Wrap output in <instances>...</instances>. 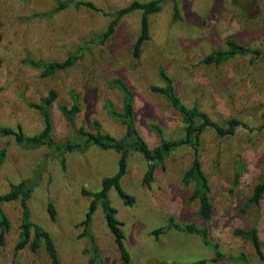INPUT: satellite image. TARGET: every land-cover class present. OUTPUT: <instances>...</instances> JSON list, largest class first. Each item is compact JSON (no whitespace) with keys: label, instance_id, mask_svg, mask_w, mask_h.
<instances>
[{"label":"rangeland","instance_id":"rangeland-1","mask_svg":"<svg viewBox=\"0 0 264 264\" xmlns=\"http://www.w3.org/2000/svg\"><path fill=\"white\" fill-rule=\"evenodd\" d=\"M85 1L94 7L69 6L52 12L57 0H0V124L15 130L19 126L25 135L37 134L43 120L30 103H38L53 88L58 95L49 114L56 143L74 137L79 127L95 132L94 122L101 131L120 136L123 127L106 110L109 100L117 109L122 107V93L112 84L120 79L133 93L137 126L149 144L154 146L161 138L178 139L184 132L181 116L165 98L150 90L151 85H163L159 75L163 69L186 105H197L219 123L234 116L251 129L239 127L230 137L207 129L200 136L199 157L213 206L208 220L198 216V204L191 199L193 183L183 181L193 157L190 147L173 150L157 167L150 185L143 181L146 161L139 152H129L120 185L134 202L124 204L114 189L108 191V197L125 233L130 264L202 259V264H228L212 261V250L195 234L174 229L159 236L152 234L170 218L206 227L211 241L225 254H242L247 261L259 263L251 240L235 230L254 229L264 252V195L257 205L246 203L264 171V58L260 59L264 56V0H163L149 15V38L138 55L134 54V43L141 10L123 15L113 33L100 40L114 18L113 12L134 0ZM228 39L263 53L205 63L207 54L227 48ZM72 53L79 57L70 67L48 76L42 75V68L25 61L27 57L63 60ZM75 95L79 111L71 125L58 107L71 106ZM152 124L159 127L160 136ZM1 149L5 156L0 163V193L12 183L29 179L33 183L28 200L30 219L50 232L60 264H87L91 241L81 235L83 226L79 223L91 197L82 189L100 190L102 179L117 172L120 153L97 146L70 152L45 146L28 148L12 134L0 135ZM49 202L54 205L55 219L48 213ZM1 209L10 228L5 244L0 245V264H48L42 249H15L20 200L4 202ZM88 232L100 264H119L100 206L93 213Z\"/></svg>","mask_w":264,"mask_h":264},{"label":"trees","instance_id":"trees-1","mask_svg":"<svg viewBox=\"0 0 264 264\" xmlns=\"http://www.w3.org/2000/svg\"><path fill=\"white\" fill-rule=\"evenodd\" d=\"M162 2L163 0H149L147 2L134 0L128 5L113 12L112 16L114 18L109 22L103 34L100 35V40L109 37L113 33L116 23L123 15L136 9L141 10L140 30L134 43V54L138 55L142 44L149 38V15L156 12L160 8ZM81 5L94 7L92 2L85 0H57V4L52 12H57L69 6L79 7ZM175 11V13L178 12L177 6H175ZM226 45V49H217L207 54L203 59L204 62L218 64L221 61L228 60L236 55L254 53L257 56H260L263 53V51L258 48L243 45L233 39H228L226 41ZM78 57L77 53H72L63 60L43 61L27 57L25 61L32 67L42 68V75L48 76L54 71L70 67ZM263 58L264 56L260 59ZM1 63L2 60L0 58V67ZM159 75L163 81V85H151L150 90L165 98L169 105L181 116L184 123L183 135L175 140H166L161 138L156 145L152 146L149 144L137 126L133 93L120 79L113 80L112 84L122 93L121 109H117L110 100L106 104V110L109 116L123 127V133L120 136L101 131L98 124L94 122L96 128L95 132L87 131L83 127H79L76 130L74 137L65 140L63 143H56L51 135V119L49 114V108L52 106L58 95L57 91L53 88L50 89L45 96L41 97L38 103H30L31 107H34L39 111L43 120V127L37 134L25 135L19 126L15 130L9 126L0 124V135L12 134L14 135V139L21 146L28 148L45 146L52 151L62 150V152H70L74 150H82L89 146H97L102 149H113L114 151L120 153L117 172L102 179V187L100 190L91 192L82 189V193L84 195L91 197L89 208L85 213V218L79 223V225L83 226V232H81V235L88 236L91 241V246L87 250L90 255L87 264H100L98 250L94 246L93 237L88 232V226L93 218V213L98 206L102 209V215L106 228L112 235L114 243L117 247L119 264H130L131 256L124 242L125 233L121 227L120 220L116 217V209L111 205L108 197V191L110 189H114L124 204H132L134 202V197L126 193L120 185V179L126 172V159L130 151L133 150L139 152L142 155V158L146 161L147 168L143 176V181L147 185H150L151 181L154 179V173L157 167L159 165H163L165 158L170 155L173 150L181 147H190L192 149L193 157L189 168L183 174V181L193 183L191 199L195 200L198 204V216L208 220L212 215L213 206L209 196V182L202 169L199 157L198 146L200 144V136L207 129H210L217 135L223 137L233 136L239 127L251 129L246 122L234 116L227 118L224 123H219L211 119L208 114L201 110L197 105H186L178 96L173 85V81L168 74L163 69H160ZM73 97L74 101L71 106L62 104L58 107L60 112L71 125L74 124L75 114L79 111L78 97L76 95ZM151 128L158 136L161 135V130L158 126L152 124ZM4 156L5 151L4 149H1L0 163L2 162ZM32 189L33 183L29 179H24L17 183L10 184L9 189L6 192L0 193V245L5 244V236L10 228L8 218L1 209V204L19 199L22 213L19 224L18 240L15 244V249L30 250L32 252H37L39 249H42L47 256L48 264H60L58 250L52 235L47 229L30 219L28 200ZM263 195L264 171L259 175L258 181L254 185L252 194L246 203H254L257 205ZM47 210L50 218L55 219V208L51 202L48 203ZM168 229L197 235L201 242L212 250V261H227V263L230 264L241 260L245 262L244 264H255L247 261L242 254L237 256L225 254L216 243L211 241L208 229L206 227H199L194 222L179 223L173 218H170L165 227L154 229L152 234L159 236ZM235 231L238 235L247 236V238L251 240L260 259V262L257 264H264V252L261 248V243L255 230L242 231L241 229H236ZM204 262L205 260L202 259L190 263L170 264H202Z\"/></svg>","mask_w":264,"mask_h":264}]
</instances>
